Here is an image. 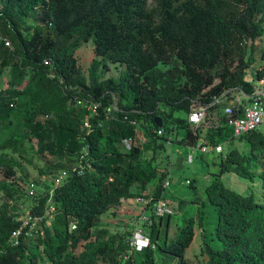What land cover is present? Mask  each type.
<instances>
[{"label": "trees", "instance_id": "1", "mask_svg": "<svg viewBox=\"0 0 264 264\" xmlns=\"http://www.w3.org/2000/svg\"><path fill=\"white\" fill-rule=\"evenodd\" d=\"M35 9V22L23 26ZM0 34L12 44L10 49L0 42V75L6 67L9 74L0 88V130L12 135L0 139V171L14 178L17 165L6 150H15L24 136L35 139L40 152L76 159L82 153L89 164L80 174L65 170L59 183L31 196L29 215L44 214L50 191L54 208L44 214L34 238L12 246L10 233L22 221L0 210V264H157L155 250L159 264H191L185 254L195 235L192 219L171 233L170 214L164 215L162 233L157 225L164 216L157 224L152 220L149 245L132 255L126 239L98 227L102 214L135 196L132 188L144 191L155 176L142 165L139 147L131 142L127 151L121 145V139L135 136L125 119L146 122L152 136L153 129L181 128L184 136L177 141L194 146L203 124L193 130L187 123L192 104H207L214 95L248 84L245 72L254 55L245 60L244 48L264 35V0H0ZM88 41L93 58L85 73L75 53ZM109 64L123 67L118 78H103ZM263 70L264 64L257 79ZM81 96L101 105L88 117L90 129L84 125L88 112L76 106ZM113 102L118 108L106 118L103 108ZM156 115L161 127L153 122ZM218 122L207 128L202 143L233 137L225 119ZM21 123L24 133H13ZM238 139L247 151L232 145L219 153L220 171L204 187L205 200L216 206L217 245L204 239L197 264H264V196L240 194L221 180L225 171L252 179L259 170L264 182V132ZM2 185L9 198L20 194ZM160 190L142 195L157 200Z\"/></svg>", "mask_w": 264, "mask_h": 264}, {"label": "rangeland", "instance_id": "2", "mask_svg": "<svg viewBox=\"0 0 264 264\" xmlns=\"http://www.w3.org/2000/svg\"><path fill=\"white\" fill-rule=\"evenodd\" d=\"M151 3V0H148ZM38 9L22 22L23 26L31 25L35 21L33 16ZM251 44L255 46L251 48ZM244 59L254 55V62L251 67L245 72V80L247 83L258 84V79L255 77L258 70L263 68L264 64V35L258 38L253 43L248 41L244 48ZM75 57L79 65L87 72L92 53V42L80 46L76 51ZM163 67V65H160ZM123 69L118 64H109V70L104 73L103 78H118ZM264 79V70L262 72ZM9 79L8 67L0 75V88L7 86ZM215 78L214 82H217ZM113 106L118 108L116 103ZM199 102L192 104L191 111H195L199 107ZM175 114H181L175 112ZM220 108H214L208 112V117L205 123L201 126V138L195 142L194 146H186L181 144L177 139L184 136V131L181 128H174L172 132L162 131L164 137L152 136L148 133L149 126L146 122L140 121L135 127V136L132 140V145H135L141 150V163L147 166L149 170L155 171V176L150 179L144 191L138 188H132L131 192L135 196L142 194L151 195L156 192L158 186H161V194L158 199L165 203V206L170 214L171 225L169 233L176 229V224H182L184 221L192 219L194 222V238L191 245L187 248L185 258L191 264H197L202 258L205 240L211 245H217V240L214 237V224L217 219L216 206L205 200L204 187L211 181L213 174L220 171L218 164L219 155L217 153L207 151L200 152L198 145L202 142L207 128L215 121L222 119ZM25 126L23 124L14 125L13 133L23 134ZM152 130V129H151ZM264 132V125L259 128ZM12 136L9 131L4 128L0 130V139H6ZM222 147L224 154L230 146H236L239 152H246L247 147L238 138L229 137L228 140L217 142ZM206 144V143H205ZM13 151V152H12ZM6 155L11 156L16 162L14 168V178H6L0 171V210L5 208L10 215H17L18 219L23 221L28 215V209L32 205V197L27 195V186L30 182L34 183L35 193L43 192L46 189H51L59 181V174L62 170H70L76 161V156H71L68 153L64 154H49L47 151L40 152L36 146V140L24 136L21 143L15 150H6ZM188 158L191 159L188 162ZM57 166V168H56ZM258 171L253 174L252 179L243 177L233 172L225 171L221 175L223 184L240 194L251 195L255 199L263 198L264 182L258 175ZM162 176L161 181L158 178ZM165 180L169 181V185L165 188L162 186ZM189 181V184H186ZM6 183L20 191V194L9 198L2 188V184ZM135 196H132L135 197ZM138 210H133L131 206L119 204L112 206L107 212L101 215L99 228L103 229L107 235H112L115 238L123 237L127 241L133 239L135 229L139 225L143 228V233L148 236L150 223H142L137 221ZM165 216L161 219V223L157 228L160 233L164 229ZM155 224L158 219L153 218ZM152 222V221H151ZM203 230V231H202ZM205 239V240H204ZM156 248V246H154ZM83 244L75 250L82 251ZM135 252V251H132ZM132 252L130 253L132 255ZM139 252V251H136ZM129 254V253H128ZM157 264L160 263L158 251L153 254ZM42 255L39 256L41 258ZM98 264H108L100 262Z\"/></svg>", "mask_w": 264, "mask_h": 264}, {"label": "built area", "instance_id": "3", "mask_svg": "<svg viewBox=\"0 0 264 264\" xmlns=\"http://www.w3.org/2000/svg\"><path fill=\"white\" fill-rule=\"evenodd\" d=\"M0 42L8 48H12V44L9 38L2 36L0 34ZM113 103L105 106L103 108L104 116L110 117L111 112L116 109ZM199 107L195 111H191L187 116V123L191 129L205 123L206 118L208 117V112L210 108H220L223 118L225 119V124L231 129V134L234 138H239L243 135L251 133L254 130H258L262 125H264V89L258 88L255 90L253 97L249 100H244L240 88H231L225 92L220 93L219 95H214L212 100L207 104L199 103ZM76 106L79 108H84L88 115L84 119V125L86 128L90 129V124L88 122L89 116H94L97 114L100 103L94 100L91 96H81L76 99ZM213 108V109H214ZM125 118V117H124ZM129 125L136 127L139 123L134 120L125 119ZM219 122L215 121L212 125L218 126ZM152 132L156 136L162 134L161 129H153ZM132 138H123L120 140L121 145L129 151L131 148ZM198 148L200 152L211 151L214 153H222V147L218 144L211 143H199ZM191 159L188 158V162ZM75 165L70 169V172L77 174L82 173L85 169L89 167L87 162L82 161V153L79 156V159H76ZM66 175V171L63 170L60 172L58 178L62 180ZM59 183V182H58ZM186 184H189V181H186ZM169 181L165 180L162 184L163 187H167ZM35 193L34 183L30 182L27 186V195L32 196ZM49 192L46 197L44 204V214H49L52 211L53 204L50 200ZM125 206H131L133 210H138L137 221L140 220L142 223H151L153 218H158L169 214L165 203L157 200H151L148 196L139 195L133 198H128L122 201ZM44 214L41 215H27L25 220L10 233L9 242L12 246H18L21 240L31 239L36 236L39 232V222L42 220ZM75 226L72 225L71 229H74ZM149 245V240L146 235L143 233V228L137 226L135 229L133 239L128 240L129 253L132 251H140L144 246Z\"/></svg>", "mask_w": 264, "mask_h": 264}, {"label": "crops", "instance_id": "4", "mask_svg": "<svg viewBox=\"0 0 264 264\" xmlns=\"http://www.w3.org/2000/svg\"><path fill=\"white\" fill-rule=\"evenodd\" d=\"M258 88L264 89V79L263 78L258 79V84H256V85L253 83L245 84L243 90L240 89V91L242 92V96H243L244 100L251 99V97H253V95H254L255 90Z\"/></svg>", "mask_w": 264, "mask_h": 264}, {"label": "water", "instance_id": "5", "mask_svg": "<svg viewBox=\"0 0 264 264\" xmlns=\"http://www.w3.org/2000/svg\"><path fill=\"white\" fill-rule=\"evenodd\" d=\"M153 122H154L155 126H157V127L162 126V118L160 116H157V115L154 116Z\"/></svg>", "mask_w": 264, "mask_h": 264}, {"label": "clouds", "instance_id": "6", "mask_svg": "<svg viewBox=\"0 0 264 264\" xmlns=\"http://www.w3.org/2000/svg\"><path fill=\"white\" fill-rule=\"evenodd\" d=\"M147 246V245H146ZM146 246H144V247H146Z\"/></svg>", "mask_w": 264, "mask_h": 264}]
</instances>
